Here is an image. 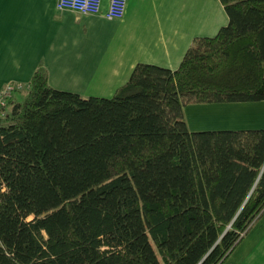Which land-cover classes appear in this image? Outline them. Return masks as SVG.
<instances>
[{
  "label": "trees",
  "instance_id": "1",
  "mask_svg": "<svg viewBox=\"0 0 264 264\" xmlns=\"http://www.w3.org/2000/svg\"><path fill=\"white\" fill-rule=\"evenodd\" d=\"M109 97L33 72L0 116V264H221L264 211V128L191 130L189 104L264 100V0ZM9 104V105H8Z\"/></svg>",
  "mask_w": 264,
  "mask_h": 264
},
{
  "label": "crops",
  "instance_id": "2",
  "mask_svg": "<svg viewBox=\"0 0 264 264\" xmlns=\"http://www.w3.org/2000/svg\"><path fill=\"white\" fill-rule=\"evenodd\" d=\"M108 2L82 14L57 9L56 0H0V90L21 84L16 99L42 65L54 88L109 97L137 62L174 69L195 36H211L228 21L220 0L171 5L163 16L127 0L119 19L103 15ZM184 113L191 130L264 128V100L189 104ZM221 264H264V211Z\"/></svg>",
  "mask_w": 264,
  "mask_h": 264
},
{
  "label": "built area",
  "instance_id": "3",
  "mask_svg": "<svg viewBox=\"0 0 264 264\" xmlns=\"http://www.w3.org/2000/svg\"><path fill=\"white\" fill-rule=\"evenodd\" d=\"M102 0H56L57 9H71L82 14H97L100 12ZM127 0H109L108 8L103 15L108 19L122 18ZM22 87L19 83H6L0 90V116L5 115L4 107L13 92Z\"/></svg>",
  "mask_w": 264,
  "mask_h": 264
},
{
  "label": "rangeland",
  "instance_id": "4",
  "mask_svg": "<svg viewBox=\"0 0 264 264\" xmlns=\"http://www.w3.org/2000/svg\"><path fill=\"white\" fill-rule=\"evenodd\" d=\"M189 3H190V0H128L129 7L134 10H138L140 12H146L149 9L152 10L154 8L157 14H160L161 16L164 15L167 7L171 5L175 9L181 10L183 8H187ZM215 33H213V35ZM27 91H28L27 88L19 92L17 91L18 92L16 95L17 99H20V100L23 99ZM232 126H236V124ZM232 128H236V127H232Z\"/></svg>",
  "mask_w": 264,
  "mask_h": 264
}]
</instances>
